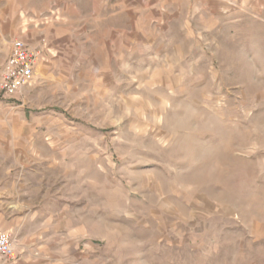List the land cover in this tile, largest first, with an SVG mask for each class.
Listing matches in <instances>:
<instances>
[{
	"label": "rangeland",
	"instance_id": "obj_1",
	"mask_svg": "<svg viewBox=\"0 0 264 264\" xmlns=\"http://www.w3.org/2000/svg\"><path fill=\"white\" fill-rule=\"evenodd\" d=\"M110 5L127 39L91 24L63 54L55 9L34 33L26 9H0V69L13 40L50 32L35 82L0 92L16 262L264 264V0Z\"/></svg>",
	"mask_w": 264,
	"mask_h": 264
},
{
	"label": "crops",
	"instance_id": "obj_2",
	"mask_svg": "<svg viewBox=\"0 0 264 264\" xmlns=\"http://www.w3.org/2000/svg\"><path fill=\"white\" fill-rule=\"evenodd\" d=\"M111 0H0V9H26V13L30 14V23L29 28L31 32H35V29L32 27V19L43 16L45 13H50L54 9L57 14L59 13V23L57 26L61 27V34L57 39V43H59L61 48V53H64V47L67 45H71V51L74 52V46L79 44L80 30L89 28L90 25H93V28H99L103 24H108L109 28L116 30L119 29V34L114 33L115 35H119L120 37L127 39V15L128 9H112L110 5ZM82 3L87 4V8H83ZM119 21V25L116 26L114 23ZM41 22V21H40ZM112 25H111V24ZM47 24V23H46ZM33 28V29H32ZM47 29V25H45L44 29H41V34ZM117 29V30H118ZM50 32L47 33V37L45 38H36V36H32L31 38L25 37L30 46L40 47L42 53V64L41 69L45 67L47 63V58H49L48 52L50 51L48 46H43V43H50ZM70 36H72L70 38ZM71 40V41H70ZM38 67L35 68L33 79L31 83L35 82V74L38 71ZM27 86V87H28ZM18 195V194H17ZM16 199V198H15ZM17 200V199H16ZM23 202L14 201L8 202V206L10 205H22ZM30 204H40L35 203L30 200ZM2 218V222L0 226V232H4L14 237H23L22 234V217H20L16 212L12 213L10 211L7 212L6 215H0ZM17 261V260H16ZM10 261L12 264H24L25 261Z\"/></svg>",
	"mask_w": 264,
	"mask_h": 264
},
{
	"label": "built area",
	"instance_id": "obj_3",
	"mask_svg": "<svg viewBox=\"0 0 264 264\" xmlns=\"http://www.w3.org/2000/svg\"><path fill=\"white\" fill-rule=\"evenodd\" d=\"M40 53L21 40H13L8 57L0 69V92L4 97L20 95L32 81ZM0 260L16 261L13 238L0 232Z\"/></svg>",
	"mask_w": 264,
	"mask_h": 264
}]
</instances>
